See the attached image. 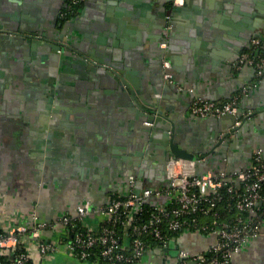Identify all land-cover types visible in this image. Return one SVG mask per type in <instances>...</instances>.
Wrapping results in <instances>:
<instances>
[{"label":"crops","instance_id":"crops-1","mask_svg":"<svg viewBox=\"0 0 264 264\" xmlns=\"http://www.w3.org/2000/svg\"><path fill=\"white\" fill-rule=\"evenodd\" d=\"M135 1L86 0L67 21L66 0H0V227L30 229L34 214L53 222L87 203L98 209L127 192L123 171L136 176L143 191L167 185L165 154L131 96L103 67L128 76L134 94L148 103L161 94L178 143L213 151L197 166L199 174L247 168L264 149V78L252 66H238L254 39L264 44V0H177L186 8L172 16L167 50L160 48L166 33L160 15L172 5L143 0L149 7L141 10ZM161 58L171 63L174 85L160 75ZM191 88L220 104L245 92L239 108L251 123L225 156L214 145L217 127L190 114ZM62 233L54 228L43 237L59 244ZM178 242L198 253L213 239L186 232ZM148 256L145 264H165L160 254ZM41 264L95 263L60 245ZM231 264H264V237L250 240Z\"/></svg>","mask_w":264,"mask_h":264},{"label":"built area","instance_id":"built-area-1","mask_svg":"<svg viewBox=\"0 0 264 264\" xmlns=\"http://www.w3.org/2000/svg\"><path fill=\"white\" fill-rule=\"evenodd\" d=\"M85 1L70 0V12H79L75 9ZM175 5L180 6L177 0ZM171 30L169 25L166 31ZM167 40L161 44L162 50L167 48ZM252 48L261 54L242 53L238 66H252L261 80L264 44L254 39ZM162 67L165 81L174 85L172 66L166 58ZM244 95L221 104L198 99L189 112L196 118L235 116ZM205 161L171 158L165 167L167 185L160 190L147 188L137 194L131 176L127 192L113 196L98 209L87 203L79 206L75 215L53 222H40L34 214L36 220L30 229L17 224L0 227V264H4L2 259L7 264H41L60 245L76 259L95 264H145L146 256L156 251L165 264H231L250 240L264 236V154L257 149L249 166L234 172L209 170L199 174L197 166ZM148 202L154 204V210L144 215L143 206ZM54 228L63 230L59 244L43 237V232ZM186 232L210 237L213 244L204 252L183 249L178 241ZM175 237L179 250L171 257L170 243Z\"/></svg>","mask_w":264,"mask_h":264},{"label":"water","instance_id":"water-1","mask_svg":"<svg viewBox=\"0 0 264 264\" xmlns=\"http://www.w3.org/2000/svg\"><path fill=\"white\" fill-rule=\"evenodd\" d=\"M175 1L176 0H167V2L172 6L170 7V9L166 10L164 13L160 15V17L163 18L164 20L165 30L167 29L169 25H172L171 32L167 33L166 31L165 35H163L160 38V48H161V44L164 41L163 39L167 38L169 39V42H170V38L173 36L172 31L175 29V26H173L172 16H176L178 13L183 12L186 8V2L182 6H176ZM135 5L140 6L141 10H145L146 8L149 7V3H146L143 0L142 1L140 0L139 2L135 1ZM27 39H28V42L32 41L29 38H26L24 40L27 41ZM169 42L167 40V48L165 50L168 49ZM47 45H51V44L47 43ZM52 48H54L55 50L61 51L60 47L53 46ZM162 61L163 59L161 60V66L159 67V72H160V75L163 81L166 83V86H168L167 82L165 81L164 74H163ZM96 67H97V64L95 65L94 69H97ZM102 69H104V72L106 73L107 76L119 82L121 84L120 87L131 96V99L133 102L131 104L135 105V107L137 108L136 111L138 115L141 117V120L145 124H147L148 128L146 129H147V133H149L150 136H152L151 141H154L156 143L157 148L161 149L162 152L165 154L164 160L162 162L163 165L166 166V164L171 158H175V159L180 158V159H185V160H196V161L200 160L201 158H207L208 153H209L207 150L199 151V150L189 149V148L184 147L181 143H178V141L175 139V132H176L175 119L168 116L167 113L163 111L161 107L162 105L161 97L160 98L158 97L155 99L156 100L155 104L148 103L147 101H145V97L142 94H140V92L137 93L139 96L136 94V92L134 94L133 92L134 90L125 81V78L129 79L128 76H126L125 74L121 75V73L118 72V70H115L114 68H110V67L104 68L103 67ZM156 95H161V94H159L158 92L156 93ZM189 95H190L191 101L187 108H189L193 104V102L198 99L215 102L212 99L205 98L204 96L200 95L197 91H194L192 93L190 92ZM205 119H209L206 122H210L217 127L218 132L217 134H214L213 136V139L216 142V144L214 145L216 148L219 149V151L217 152L218 155L223 154V156H225V150L227 151L229 148L234 150L238 147V143H239L238 140H240L242 129L245 126L249 125V123H251L249 121L251 119V116L246 118L243 110L240 108L235 116L227 114L220 118L208 117ZM240 121L241 123L238 126H236V124ZM233 135L235 136L234 138H232ZM154 137H158V138H154ZM259 148H260L259 150H262V152L264 153V149L262 147H259ZM211 152L213 153V151L210 150V153ZM140 155H142V152L140 153ZM162 170H163L162 171L163 174L165 175V167L162 168ZM123 176L125 177V180L129 181V177H131L132 175L127 172H123ZM133 177H134L136 193L141 194L143 190L139 188L136 176L133 175ZM150 189H153V188H150ZM178 250H179V246L177 244V238L175 237L172 239L170 243L169 255L171 257H176L178 254ZM154 253L160 254V252L158 251ZM149 256L148 255L146 256L145 261ZM190 264H195V263L192 262Z\"/></svg>","mask_w":264,"mask_h":264},{"label":"trees","instance_id":"trees-1","mask_svg":"<svg viewBox=\"0 0 264 264\" xmlns=\"http://www.w3.org/2000/svg\"><path fill=\"white\" fill-rule=\"evenodd\" d=\"M83 6V5H82ZM76 7H78V6H76ZM80 7H78V8H76L75 10L77 11L78 9H79ZM246 52H250L253 56H255V55H257V54H261V50L260 51H255V49H248V50H246ZM143 208H144V215H146L148 212H150V211H153L154 209V204H152L151 202H148L147 204H145L144 206H143ZM120 226V225H119ZM119 230L121 231V230H123V228H121V226L119 227ZM123 232V231H122ZM122 232H120L121 234H122ZM178 237V236H177ZM3 260V262H4V264H7V262L5 261L6 259H2Z\"/></svg>","mask_w":264,"mask_h":264},{"label":"flooded vegetation","instance_id":"flooded-vegetation-1","mask_svg":"<svg viewBox=\"0 0 264 264\" xmlns=\"http://www.w3.org/2000/svg\"><path fill=\"white\" fill-rule=\"evenodd\" d=\"M86 2V1H85ZM69 4H70V0H66V3H65V9H64V12H63V14H62V17L65 19V20H67V21H71V20H73V18L75 17V16H78L79 15V13H80V11H81V9H82V7L83 6H81L79 9V12H76V13H71L70 12V9H69ZM84 5V4H83ZM167 165V164H166ZM164 167H166V166H163V168ZM123 172H127V173H129V174H131L130 172H128V171H123ZM132 176H133V174H131Z\"/></svg>","mask_w":264,"mask_h":264},{"label":"rangeland","instance_id":"rangeland-1","mask_svg":"<svg viewBox=\"0 0 264 264\" xmlns=\"http://www.w3.org/2000/svg\"><path fill=\"white\" fill-rule=\"evenodd\" d=\"M264 236H262L261 238H263Z\"/></svg>","mask_w":264,"mask_h":264}]
</instances>
